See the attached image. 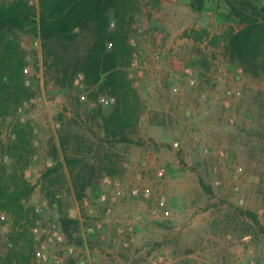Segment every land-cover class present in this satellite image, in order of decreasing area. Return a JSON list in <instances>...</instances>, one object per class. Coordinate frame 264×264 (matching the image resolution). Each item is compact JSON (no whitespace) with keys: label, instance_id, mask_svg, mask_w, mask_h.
<instances>
[{"label":"rangeland","instance_id":"rangeland-1","mask_svg":"<svg viewBox=\"0 0 264 264\" xmlns=\"http://www.w3.org/2000/svg\"><path fill=\"white\" fill-rule=\"evenodd\" d=\"M16 1L34 15L22 28L2 33L24 58L31 98L0 119V176L13 158L15 129L30 125L35 155L25 179L34 191L22 200L26 214L0 211V256L7 244L24 245L29 235L36 250L32 229L39 223L48 260L34 257V264H264V54L257 73L247 72L230 58L224 42L211 40L231 27L245 28L233 21L232 5L243 1L264 15V0H137L126 72L138 122L108 140L106 119L118 99L103 87L105 75L96 87L82 74L71 87L49 80L40 0L0 5ZM108 13L113 29L116 21ZM192 30H206L210 37L200 42L184 37ZM148 89L156 100L146 98ZM60 130L80 144V163L73 168L84 176L77 184L61 154ZM104 175L120 183L122 194L102 184ZM145 189L150 198L142 195ZM103 192L116 202L97 203ZM84 198L105 219L99 233L85 231L94 218L82 208ZM162 198L166 207L159 206ZM1 202L9 206L7 199ZM70 211L81 221L71 219ZM52 223L63 241L48 239Z\"/></svg>","mask_w":264,"mask_h":264},{"label":"trees","instance_id":"trees-1","mask_svg":"<svg viewBox=\"0 0 264 264\" xmlns=\"http://www.w3.org/2000/svg\"><path fill=\"white\" fill-rule=\"evenodd\" d=\"M137 4V0H40L39 35L45 51L46 77L58 86L71 87L76 76L82 74L89 87H96L105 75L103 87H108L110 94L118 99L112 116L106 119L104 138L107 140L110 134L130 129L138 122L139 105L133 98L132 83L126 72L133 56L129 38ZM108 10L116 21L113 29ZM231 10L237 19L233 21L245 25V28L237 31L231 27L222 38L215 36L211 40L214 39V45L224 42L233 61L239 60L247 72L257 73L261 53L264 54L263 12L257 13V8H250L243 1L232 5ZM33 15V9L24 1L0 5V119L16 113L20 104L31 98L23 74L24 58L18 47L2 32L22 28ZM226 19L232 18L227 16ZM184 37L200 42L210 34L206 30H192L185 32ZM5 39L10 42H5ZM79 111L78 108L77 115ZM89 118L98 119L94 116ZM59 139L64 162L70 167L77 184L84 176L73 168L80 163L77 157L79 143L69 131L62 134L60 130ZM122 141L130 143V140ZM52 143L50 141V145ZM9 150L13 158L10 167L3 168L0 176V211L5 209L10 214L23 215L26 210L22 200L34 191V186L25 179V172L35 155L30 125L18 124ZM101 164L102 168L107 165L104 161ZM57 171L58 167L51 169L45 177ZM202 186L208 189L203 182ZM8 191L11 192L8 194ZM4 198L9 206L1 202ZM26 237L28 242L24 245L16 242L7 244V251L0 256V264H34L35 245L30 235Z\"/></svg>","mask_w":264,"mask_h":264},{"label":"built area","instance_id":"built-area-1","mask_svg":"<svg viewBox=\"0 0 264 264\" xmlns=\"http://www.w3.org/2000/svg\"><path fill=\"white\" fill-rule=\"evenodd\" d=\"M81 79H83V78H81ZM83 99H85V98L83 97ZM49 164H50V161H49ZM50 165H52V164H50ZM164 175H165L164 170H161L159 172V176L163 177ZM100 181L102 182V184L104 186H114L116 188V190H118V194L119 195L122 194L121 190L119 189L120 183L118 181H115V179H113L112 177L104 176ZM142 195L146 198H150L151 191L149 189H145V190H143ZM60 197L61 196L59 194L55 196L56 199H60ZM96 200H97L96 202L100 203V204H106V203L114 204L116 202V198H110V196L106 192L101 193L97 197ZM81 203H82V208L85 209L87 216L94 218V220L92 222H90L86 225V227H85L86 233L92 235V234H96V233L101 232L104 229L105 219L104 218H97L98 217L97 216L98 211H97L95 204H93L90 200H88L86 198H84ZM159 206L160 207H166V200L162 198L159 201ZM36 211L39 212V209L37 208ZM110 212H111V210L108 209L106 214L109 215ZM166 215H168V214H166ZM69 217L73 220L81 221L80 217L77 215L76 212L70 211ZM32 233L34 234L35 241L37 242V244H36L37 248L35 250V258L37 259L38 262H46L48 260V255L46 252V243L41 242L39 240L42 237V232H41V228H40L39 223H37V225L34 226V228L32 229ZM61 235L58 231L56 224L52 223L50 225V231H49V238L48 239L50 241L57 239L58 241L61 242L64 240L63 236H61ZM252 264H255V262H253Z\"/></svg>","mask_w":264,"mask_h":264},{"label":"crops","instance_id":"crops-1","mask_svg":"<svg viewBox=\"0 0 264 264\" xmlns=\"http://www.w3.org/2000/svg\"><path fill=\"white\" fill-rule=\"evenodd\" d=\"M149 90V89H148ZM147 90V96L146 98H149L150 96H152L155 100H156V97L153 96V94L150 92V90L148 91ZM176 145H179L178 142H175ZM170 215H168L167 217H169ZM162 217L164 218L165 216L162 215Z\"/></svg>","mask_w":264,"mask_h":264}]
</instances>
